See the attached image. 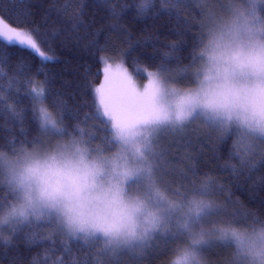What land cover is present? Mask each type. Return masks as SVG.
Instances as JSON below:
<instances>
[{
    "label": "trees",
    "instance_id": "1",
    "mask_svg": "<svg viewBox=\"0 0 264 264\" xmlns=\"http://www.w3.org/2000/svg\"><path fill=\"white\" fill-rule=\"evenodd\" d=\"M140 4L141 0H108L107 3L99 0H0V19L10 26L31 31L41 51L53 57L42 62L38 53L17 45L0 50L3 57L0 95L14 101L19 113L0 111V152L14 154L22 148L47 145L56 139L41 131L33 110L29 93L41 88L47 94L46 105L62 117L66 134L83 135L93 149L110 147L98 120L84 123L85 115L93 111V92L101 81L104 56H109V62L116 65L121 63V53H124L123 67L134 74L137 62L140 67L155 70L165 60V54L171 52V46L177 45L175 55L167 58V66L173 69L169 74L181 77L178 74L183 71H177V65L183 69L191 65L197 55L199 22L203 18L201 8L189 3L169 12L161 0H153L147 11L141 13ZM185 21L191 22V31L186 30ZM4 28L0 24V30L7 32ZM3 44H7L6 38L0 37V45ZM21 63L26 65L22 72L19 71ZM145 75L138 78L144 81ZM235 142L234 136L221 141L217 133L200 121L190 125L187 137L172 132L163 134L161 148L167 150L170 163L166 178L177 185L182 173L187 176L185 183L196 178L203 180L206 173L210 174L217 188H223L211 197L218 209L229 217L236 214L246 217V221L240 223L259 222L264 220V183L259 182L257 176L264 175V166L251 175L245 171L234 176L226 166L235 162L229 160ZM193 167L197 172L195 178ZM0 197L11 198V190L2 177ZM36 223L40 226L37 242L28 239L32 229L27 225L15 234L8 227L0 228V264H34V258L39 264H168L175 247L171 240L165 243L157 237L143 255L123 252L113 259L99 250L102 244L91 239L83 243L79 238H67L45 221ZM65 246L71 251L65 252ZM231 255L229 253L228 261Z\"/></svg>",
    "mask_w": 264,
    "mask_h": 264
},
{
    "label": "snow or ice",
    "instance_id": "2",
    "mask_svg": "<svg viewBox=\"0 0 264 264\" xmlns=\"http://www.w3.org/2000/svg\"><path fill=\"white\" fill-rule=\"evenodd\" d=\"M99 2L107 3L108 0H99ZM249 2L252 5L251 11L255 14L257 5L264 3V0H249ZM152 3L153 0H141L139 11L146 12ZM161 3L169 12L182 5L195 3L204 14L209 0H161ZM112 12L116 14L115 9H112ZM177 19L179 21V15ZM0 24L8 29L7 33L0 30V37H6L7 41V44L0 45V50L2 47L17 45L22 49H28L33 54L38 53L42 62L53 59L41 51L38 46L39 41L34 39L31 31L5 24L3 19H0ZM185 28L188 31L192 30L190 21H185ZM197 40L199 41L197 47H200L203 42L201 30ZM176 48L177 45L171 46V52L165 54V60L155 70L140 67L137 62L138 66L134 74L129 73L127 68L123 67L124 53H121V63L115 66L109 62L111 59L109 56L101 58V62L105 65L103 68L104 81L94 89L93 111L85 115L84 123L86 124L88 120H98L106 132L105 141L110 147L93 149L91 143L83 135L80 136V141L86 142L96 154L114 152L119 148L123 163L120 166L121 171L116 172L113 169V172L123 183L124 191L128 194L142 193L152 208L159 213L158 219L152 222L151 228H145L139 235L133 232L128 239L118 240L115 244H110L99 236L89 238L66 234L68 237L80 238L83 243L91 239L102 244L99 250L113 259L118 258L123 252L143 255L157 234L164 239L165 243L171 240L175 244L172 257L177 255L184 245L202 253V249L210 241L205 237L214 235V232L205 231L206 224L227 223L231 225L240 223L241 220L246 221V217L239 214L226 216L212 202L211 197L216 191H223V188H217V182L210 174L206 173L203 180L196 178L185 183L187 176L182 173L180 183L177 185H173L171 180L166 178L168 176L167 165L162 166L167 152L166 149L161 148L163 134L172 132L187 137L190 125L200 121L211 132L217 133L221 141H225L229 136L236 138L229 152V160L235 162L226 166L230 168L234 176L245 171L251 175L254 170L264 166V94L258 91L260 84L264 83V76L255 87L238 88V82L233 79L236 69L225 67L222 73V99L219 107L214 111L185 105L183 102L173 105L165 99L162 77L173 71L167 66V58L175 55ZM198 59L197 55L194 56L193 63L183 69L177 65V71L187 72ZM2 64L3 57H0V65ZM24 67L26 65L21 63L19 71L22 72ZM145 73L147 83L141 90L136 84L134 75L138 77ZM241 75H243L242 70ZM168 82L179 83L172 77ZM29 95L34 104L33 110L37 113L36 118L43 125H52V129L48 130L49 133L66 134V129L62 126V117H59V124L52 119L51 112L54 110L45 103L47 100L45 90L43 88L40 91L34 89ZM54 107L58 108L59 105H54ZM5 110L13 115H19L15 102L0 95V111ZM128 145H131V148ZM191 171L192 176L197 177L195 167ZM257 180L264 183V175L257 176ZM112 191L115 196L120 189L114 186ZM15 199L14 191H11L10 199L0 197V210L7 209ZM44 221L46 225L52 226L55 232L65 235L56 227L53 217ZM25 225L32 229L28 233V239L31 242L39 241L40 226L36 222L19 221L8 228L12 234H15ZM100 226L106 227L107 230L114 227V225ZM227 231L228 228L220 229L221 235H226ZM64 251L70 252L71 249L65 246ZM187 258L188 256L185 255L184 259ZM34 264H39L35 258ZM168 264H172V259Z\"/></svg>",
    "mask_w": 264,
    "mask_h": 264
},
{
    "label": "clouds",
    "instance_id": "3",
    "mask_svg": "<svg viewBox=\"0 0 264 264\" xmlns=\"http://www.w3.org/2000/svg\"><path fill=\"white\" fill-rule=\"evenodd\" d=\"M251 7L249 0H209L199 22L203 37L196 50L199 59L187 73L191 83L187 86L169 83L168 75L162 77L168 103L183 102L214 111L221 103L225 67L236 69L233 79L238 88L255 87L260 82L264 76V16L257 9L253 14ZM258 91L264 94V83ZM51 116L59 124L55 111ZM39 127L56 139L14 154L0 152V177L16 194L13 203L0 210V228L19 221L40 222L53 217L56 227L67 235L99 236L115 244L128 239L133 232L139 235L153 226L159 213L142 193H126L113 172V169L121 171L119 148L96 154L86 142L80 141V136L50 134L52 125L40 121ZM114 186L120 189L115 196ZM100 225L114 227L107 230ZM204 228L206 232H214L206 240L231 246V264H264V220L206 224ZM221 228H228L226 235H221ZM171 259L172 264H206L202 253L187 245Z\"/></svg>",
    "mask_w": 264,
    "mask_h": 264
},
{
    "label": "rangeland",
    "instance_id": "4",
    "mask_svg": "<svg viewBox=\"0 0 264 264\" xmlns=\"http://www.w3.org/2000/svg\"><path fill=\"white\" fill-rule=\"evenodd\" d=\"M257 10L258 12L264 16V4H258L257 5ZM5 30H7L6 28H4ZM8 32V31H7ZM5 32V33H7ZM6 38V37H5ZM115 66V65H113ZM105 66H103L104 68ZM103 68L101 70V81H100V84L99 86L103 83L104 81V74H103ZM129 72V71H128ZM188 72V71H187ZM187 72H182L178 75H180L181 77H174V75L172 74H168L170 77L172 78H175L176 80L179 81L180 84L184 85L186 83H190V78L186 75ZM130 73V72H129ZM186 73V74H184ZM184 74V75H183ZM185 76V77H184ZM144 81L139 79L138 77L134 76V79L136 81V84L137 86L142 90L144 85L147 83V79H146V75L144 76ZM185 78H187L188 80H185ZM54 138V137H53ZM52 138V139H53ZM54 140H52L51 142H53ZM50 142V143H51ZM160 149H158L159 151ZM169 154L168 152H166V155L164 157V160L162 162V166L163 165H167V168H166V171L167 173H169L168 169H169V166H170V163H169ZM176 169V168H175ZM66 235V234H65ZM67 236V235H66ZM159 237V234H157V236H155L151 243L153 241L156 240V238ZM67 238H72V237H68ZM80 239V238H79ZM230 249L231 246L228 245V244H222L218 241H214V240H210L209 241V244L207 246H205L203 249H202V255L206 261V264H231V261H228L227 257L229 255V253L231 254L232 252H230ZM131 253V252H130Z\"/></svg>",
    "mask_w": 264,
    "mask_h": 264
}]
</instances>
